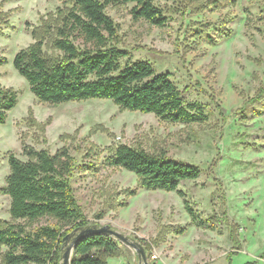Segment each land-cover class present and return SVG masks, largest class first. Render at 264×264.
Instances as JSON below:
<instances>
[{
    "label": "rangeland",
    "instance_id": "rangeland-1",
    "mask_svg": "<svg viewBox=\"0 0 264 264\" xmlns=\"http://www.w3.org/2000/svg\"><path fill=\"white\" fill-rule=\"evenodd\" d=\"M63 2L0 0V56L7 59L0 67V84L17 95L15 108L0 125V188L9 174L8 154L26 160L24 143L51 153L68 147L77 164L92 165L77 169L73 179L89 225L109 224L143 246L156 240L146 251L148 264H264V97L253 101L264 87V39L245 27L246 8L261 15L264 0L160 2L169 17L164 28L134 20L133 4L106 7L118 26L119 46L133 60L169 72L188 99L206 105L209 121L203 125L165 122L104 99L41 103L13 60L33 43L31 30ZM30 116L44 131L31 125ZM120 144L199 166L200 178L179 188L200 216L215 217L216 228L192 225L177 192L143 189L132 172L106 165L108 147ZM133 190L136 194L129 197ZM101 212L103 218H96ZM0 219L11 220L10 198L2 193ZM53 223L43 218L35 225ZM230 225L237 227L239 251L230 240ZM175 227L185 233H170ZM117 243L120 253L108 264H138L135 251Z\"/></svg>",
    "mask_w": 264,
    "mask_h": 264
},
{
    "label": "trees",
    "instance_id": "trees-1",
    "mask_svg": "<svg viewBox=\"0 0 264 264\" xmlns=\"http://www.w3.org/2000/svg\"><path fill=\"white\" fill-rule=\"evenodd\" d=\"M63 1V7L31 30L33 43L18 51L13 60L14 68L41 103L59 105L104 99L111 100L121 110L154 114L173 124L203 125L209 121L206 105L188 99L169 72H157L150 61L133 60L130 51L119 46L118 26L106 12L112 3L133 4L134 20L164 28L169 17L159 3L170 0ZM245 11L246 30L255 29L264 39V13L255 15L248 8ZM221 34L228 36L230 32ZM6 63V57L0 56V67ZM263 97L264 87L253 101ZM16 104V92L0 84V125L6 123ZM29 119L31 125L38 124L32 116ZM38 125L44 131V125ZM107 150L106 165L132 172L143 189L177 192L192 225L216 228L215 217L200 216L179 188L184 182L200 178L199 166L139 146L120 144ZM23 155L26 160L12 152L8 154L9 174L6 185L0 188V193L10 198L11 216L10 221L0 219V250L5 248L0 253V264H61L63 238L89 225L77 202L73 179L77 169L92 165L77 164L68 147L51 153L46 148L24 143ZM135 194L136 190L129 191L128 196ZM120 205L125 207L127 203ZM43 218L54 223L35 225ZM96 218H103V213ZM230 226L233 230L230 240L236 246L235 251H239L237 227ZM185 230L175 227L170 233L183 235ZM143 244L149 252L157 241ZM119 253L116 240L91 236L78 243L71 264H108V259Z\"/></svg>",
    "mask_w": 264,
    "mask_h": 264
},
{
    "label": "water",
    "instance_id": "water-1",
    "mask_svg": "<svg viewBox=\"0 0 264 264\" xmlns=\"http://www.w3.org/2000/svg\"><path fill=\"white\" fill-rule=\"evenodd\" d=\"M91 236H104L112 238L133 249L138 258V264H148L146 250L142 244L131 240L125 234L115 230L111 225H89L75 229L63 238V255L61 264H71L74 250L79 242Z\"/></svg>",
    "mask_w": 264,
    "mask_h": 264
}]
</instances>
